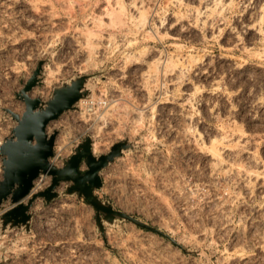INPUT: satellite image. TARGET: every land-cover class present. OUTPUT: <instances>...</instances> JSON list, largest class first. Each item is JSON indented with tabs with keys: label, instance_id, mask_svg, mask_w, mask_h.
Returning a JSON list of instances; mask_svg holds the SVG:
<instances>
[{
	"label": "rangeland",
	"instance_id": "rangeland-1",
	"mask_svg": "<svg viewBox=\"0 0 264 264\" xmlns=\"http://www.w3.org/2000/svg\"><path fill=\"white\" fill-rule=\"evenodd\" d=\"M40 63L45 102L86 77L52 162L126 142L95 195L144 225L63 183L0 216V264H264V0H0V145Z\"/></svg>",
	"mask_w": 264,
	"mask_h": 264
},
{
	"label": "water",
	"instance_id": "water-1",
	"mask_svg": "<svg viewBox=\"0 0 264 264\" xmlns=\"http://www.w3.org/2000/svg\"><path fill=\"white\" fill-rule=\"evenodd\" d=\"M43 64L34 71L18 97L25 101V111L20 114L7 109L17 124L12 135L0 145L3 162V175L0 180V208L10 202L12 205L3 213L5 224H28L30 210L39 198L48 201L59 195L58 189L63 183H71L68 192L78 191L97 209L99 219L101 212L113 220L115 217L127 218L144 225L132 215L101 202L95 195V189L103 185L102 170L123 150L126 142L113 145L111 151L100 156L93 151L92 140L86 139L77 148L63 167L52 162L58 132L49 133L50 123L57 120L65 111L75 108L84 96L86 77H80L71 84L55 89L54 96L47 102L41 97H33L30 92L39 82ZM86 165L87 169L83 166ZM51 176L50 185L41 191H35L36 181Z\"/></svg>",
	"mask_w": 264,
	"mask_h": 264
},
{
	"label": "built area",
	"instance_id": "built-area-1",
	"mask_svg": "<svg viewBox=\"0 0 264 264\" xmlns=\"http://www.w3.org/2000/svg\"><path fill=\"white\" fill-rule=\"evenodd\" d=\"M0 158H2V156H0ZM0 170H1V174L3 175V162L2 165L0 166ZM2 178H0L1 180ZM10 206H8L7 204H4L2 208H0V216L3 215V213L9 208Z\"/></svg>",
	"mask_w": 264,
	"mask_h": 264
},
{
	"label": "bare ground",
	"instance_id": "bare-ground-1",
	"mask_svg": "<svg viewBox=\"0 0 264 264\" xmlns=\"http://www.w3.org/2000/svg\"><path fill=\"white\" fill-rule=\"evenodd\" d=\"M49 82V81H48ZM45 91V90H44ZM4 143V142H3ZM2 143V144H3ZM41 186H43V183L41 182V180L39 179L38 181H37V185H36V188H35V191H38V189L39 188H41Z\"/></svg>",
	"mask_w": 264,
	"mask_h": 264
}]
</instances>
